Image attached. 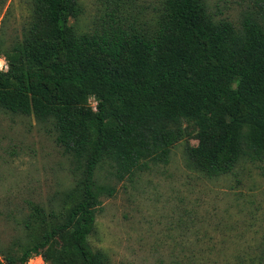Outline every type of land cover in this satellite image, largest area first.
Masks as SVG:
<instances>
[{
	"label": "trees",
	"instance_id": "1",
	"mask_svg": "<svg viewBox=\"0 0 264 264\" xmlns=\"http://www.w3.org/2000/svg\"><path fill=\"white\" fill-rule=\"evenodd\" d=\"M29 2L24 39L0 71V109L52 121L58 143L82 164V180L67 221L20 264L55 239L63 264H108L90 242L103 163L123 180L167 164L189 139L198 141L185 150L189 165L209 177L243 160L264 162V0H249L239 26L217 21L202 0H162L150 23L113 10L84 34L71 24L82 13L78 0Z\"/></svg>",
	"mask_w": 264,
	"mask_h": 264
},
{
	"label": "rangeland",
	"instance_id": "2",
	"mask_svg": "<svg viewBox=\"0 0 264 264\" xmlns=\"http://www.w3.org/2000/svg\"><path fill=\"white\" fill-rule=\"evenodd\" d=\"M202 1L217 21L235 26L249 2ZM78 2L82 13L71 24L84 34L100 30L113 10L150 23L162 0ZM30 8L29 0H0V58L8 66L7 54L31 22ZM87 103L96 109L94 98ZM197 144L185 140L167 164H150L123 180L113 164L100 165L101 205L90 242L108 264H264V162L243 160L232 173L209 177L188 163L185 150ZM81 180L82 164L58 143L52 121L0 109V264H20L26 250L67 221L81 198ZM61 248L55 239L27 264H63Z\"/></svg>",
	"mask_w": 264,
	"mask_h": 264
},
{
	"label": "built area",
	"instance_id": "3",
	"mask_svg": "<svg viewBox=\"0 0 264 264\" xmlns=\"http://www.w3.org/2000/svg\"><path fill=\"white\" fill-rule=\"evenodd\" d=\"M3 61L2 64H0V71H8V65L6 64L5 60L0 58V62ZM33 261V257L29 260V262ZM28 263V262H27Z\"/></svg>",
	"mask_w": 264,
	"mask_h": 264
}]
</instances>
